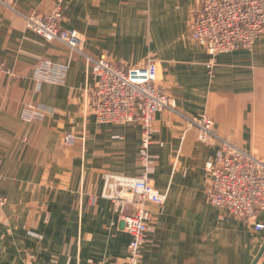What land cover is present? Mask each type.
Listing matches in <instances>:
<instances>
[{"label":"crops","instance_id":"1","mask_svg":"<svg viewBox=\"0 0 264 264\" xmlns=\"http://www.w3.org/2000/svg\"><path fill=\"white\" fill-rule=\"evenodd\" d=\"M22 13H50L56 0H2ZM197 0H68L61 25L76 30L92 56L127 67L152 57L158 82L179 109L207 115L216 132L264 160V37L253 49L209 55L190 39ZM68 63L64 85L35 80L41 60ZM0 264H125L130 236L104 175L146 174L167 200L154 203L140 264H264V230L212 206L206 163L217 152L197 130L156 116L150 164L139 160L136 123L101 124L92 113V76L82 57L28 29L0 4ZM29 105L43 110L26 122ZM72 140L66 142V137ZM48 217V220L46 218ZM264 224V211L258 213Z\"/></svg>","mask_w":264,"mask_h":264},{"label":"built area","instance_id":"2","mask_svg":"<svg viewBox=\"0 0 264 264\" xmlns=\"http://www.w3.org/2000/svg\"><path fill=\"white\" fill-rule=\"evenodd\" d=\"M67 1L56 0L54 9L47 14L22 13L2 0L0 4L21 16L26 27L46 41L60 42L71 55L83 58L94 81L86 92L91 94L96 121L139 125V160L144 167L150 164L155 120L162 112L182 121L185 131L197 130L204 143H216V155L205 167L210 181V204L244 220L254 231L264 230V224L258 222V213L264 211V160L221 137L211 117L182 112L174 97L159 84L158 66L152 57L142 65L127 67L109 57L86 53L80 34L61 25ZM188 30L190 39L209 55V67L223 53L239 48L253 51L256 42L264 37V0H197L190 10ZM69 69L68 63L43 59L36 68L35 80L38 84L64 85ZM5 74V65L0 62V82ZM44 115L43 110L32 105L22 113L28 123L41 121ZM71 140L68 135L66 142ZM101 197L113 203L123 231L130 236L125 264H140L141 249L153 219L147 204L154 203L163 210L167 195L160 193L146 174L129 177L107 173ZM5 204L6 199L0 195V209Z\"/></svg>","mask_w":264,"mask_h":264}]
</instances>
